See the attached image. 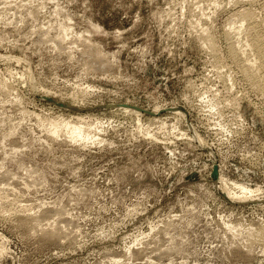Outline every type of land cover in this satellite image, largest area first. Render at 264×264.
Segmentation results:
<instances>
[{
  "label": "rangeland",
  "instance_id": "obj_1",
  "mask_svg": "<svg viewBox=\"0 0 264 264\" xmlns=\"http://www.w3.org/2000/svg\"><path fill=\"white\" fill-rule=\"evenodd\" d=\"M258 47L264 0H0V264H264Z\"/></svg>",
  "mask_w": 264,
  "mask_h": 264
},
{
  "label": "bare ground",
  "instance_id": "obj_2",
  "mask_svg": "<svg viewBox=\"0 0 264 264\" xmlns=\"http://www.w3.org/2000/svg\"><path fill=\"white\" fill-rule=\"evenodd\" d=\"M241 17V16H240ZM245 20L244 21H246V20H249V22H250V19L252 18V16H251V14H249V13H243V16H242ZM240 19H242V18H240ZM239 19V20H240ZM243 22V21H242ZM254 39V38H253ZM256 39H258V38H256ZM253 42L255 41V40H252ZM258 41V40H257ZM257 41H255V43L257 44ZM252 42V43H253ZM254 45V44H253ZM257 46H258V44H257ZM257 46H256V49H257ZM255 48V47H254ZM255 49V51H257ZM262 49L263 48H261V47H258V51L259 52H257V53H259V56H262V57H260V58H263V55H264V49H263V51H262ZM258 55V54H257ZM100 57V56H99ZM94 60V59H93ZM102 61V60H101ZM96 63H97V61H96ZM102 65H103V63H102ZM250 65V64H249ZM101 66V65H100ZM251 66V65H250ZM253 67V66H252ZM52 123V122H51ZM50 123V124H51ZM54 123V122H53ZM55 124V123H54ZM60 124V123H59ZM66 124V123H65ZM63 125H64V123H63ZM72 125V124H71ZM60 126V125H59ZM62 126V125H61ZM67 129H69L70 130V132H71V136H72V138H75V137H79V138H83V137H86L87 136V131H88V127H87V129L84 127V126H82V125H73V126H69V124L67 125H64ZM64 128V127H63ZM57 129L58 128H56V125L54 126V130H53V128L51 129L52 131H54V133H56V131H57ZM68 131V130H67ZM262 234H264V233H262Z\"/></svg>",
  "mask_w": 264,
  "mask_h": 264
}]
</instances>
